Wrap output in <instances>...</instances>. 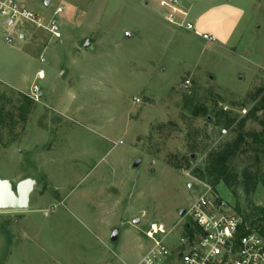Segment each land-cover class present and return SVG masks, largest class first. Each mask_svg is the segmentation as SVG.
Masks as SVG:
<instances>
[{"label": "rangeland", "instance_id": "rangeland-1", "mask_svg": "<svg viewBox=\"0 0 264 264\" xmlns=\"http://www.w3.org/2000/svg\"><path fill=\"white\" fill-rule=\"evenodd\" d=\"M45 1L26 4L45 18L64 8L60 39L28 24L9 43L0 20V177L14 188L36 182L28 210L0 212V264H139L153 244L150 222L177 224L201 193L194 170L236 135L216 113L238 121L258 105L264 0H212L200 18L219 33L215 42L170 23L166 0ZM34 84L39 101L24 121L20 94ZM200 105L210 120L192 116ZM257 116L246 130H263L264 111ZM194 137L203 152L190 150ZM191 153L189 167L169 163ZM255 155L235 163L259 174L255 189L217 186L246 218L264 207V155Z\"/></svg>", "mask_w": 264, "mask_h": 264}, {"label": "built area", "instance_id": "built-area-1", "mask_svg": "<svg viewBox=\"0 0 264 264\" xmlns=\"http://www.w3.org/2000/svg\"><path fill=\"white\" fill-rule=\"evenodd\" d=\"M189 1L166 0V19L206 41L215 42V35L198 30L190 21V8L185 6ZM63 13L64 8L59 6L51 17L45 18L31 10L26 0H0V20L9 43L15 41L16 35L21 36L20 27L28 24L48 31L54 39H60V16ZM45 77V71L40 69L37 78ZM189 86L190 81L187 80L186 88ZM40 92L41 87L34 84L28 95L39 101ZM200 186L199 197L180 216L177 224L169 226L162 221L150 222L145 234L153 244L139 264H264V236L261 232L250 228L217 187L203 180ZM187 215L188 221L185 220ZM181 226L184 233L175 239V232Z\"/></svg>", "mask_w": 264, "mask_h": 264}, {"label": "trees", "instance_id": "trees-1", "mask_svg": "<svg viewBox=\"0 0 264 264\" xmlns=\"http://www.w3.org/2000/svg\"><path fill=\"white\" fill-rule=\"evenodd\" d=\"M25 101L19 106V117L22 120H26L27 115L31 112V106L35 103V100L27 94H20ZM259 102L258 105L253 108L248 115L240 118L232 117L231 113L221 109L216 113V124L221 127L230 128L236 124V135L211 149L206 158L204 165L194 170V174L201 180L211 183L217 187L219 184L236 188L242 182H245L246 187H253L254 189L259 185V174H253L252 166H247L241 171L237 170L235 165L236 161L243 156L255 153V158L258 159L260 154L264 155V128L260 132L256 130H246V125L249 119H258V111H264V88H261L258 92ZM5 106L0 107V125L5 124ZM192 116L194 117H206L209 118V109L204 106H196L192 110ZM264 127V119H259ZM237 122V123H236ZM165 127V125H162ZM160 126V127H162ZM198 137V134L196 135ZM197 137L193 138V143L190 147L192 152H203L200 150L197 142ZM193 159V154H184L181 157L171 158L169 163L177 168H184L183 166H190V160ZM241 179V180H240ZM260 213L253 212L247 218L238 211V213L244 218L245 222L251 229H256L264 236V207L258 208Z\"/></svg>", "mask_w": 264, "mask_h": 264}, {"label": "water", "instance_id": "water-1", "mask_svg": "<svg viewBox=\"0 0 264 264\" xmlns=\"http://www.w3.org/2000/svg\"><path fill=\"white\" fill-rule=\"evenodd\" d=\"M45 3L49 5L51 0H46ZM130 36V33L127 34ZM85 48L92 46L90 40L85 42ZM195 155H193L194 157ZM142 159H139L134 166H138ZM36 182L27 178L21 181L17 188L15 189L13 183L9 179H3L0 177V212H16V211H26L30 206V196L34 189ZM193 184H190L192 187ZM186 213V209H181L179 214L183 216ZM135 223H140V219H136ZM119 238V230L116 229L112 235L111 240L113 242L117 241Z\"/></svg>", "mask_w": 264, "mask_h": 264}, {"label": "crops", "instance_id": "crops-1", "mask_svg": "<svg viewBox=\"0 0 264 264\" xmlns=\"http://www.w3.org/2000/svg\"><path fill=\"white\" fill-rule=\"evenodd\" d=\"M198 0H191L189 2L185 3L186 7L190 8V21L192 23H194V25H197V29L202 31V32H206V33H212L213 35L216 36V38L218 37L219 33L217 32V30H215L214 28H209L206 25L203 24L202 19L200 18L202 15H204V12H208V10H210L209 8L211 6H209V3L212 0H201L200 2H198L199 4H197ZM232 0H223V7L225 6H229V4H231ZM195 13V15H194ZM192 15L194 17H192ZM194 18V19H193Z\"/></svg>", "mask_w": 264, "mask_h": 264}, {"label": "flooded vegetation", "instance_id": "flooded-vegetation-1", "mask_svg": "<svg viewBox=\"0 0 264 264\" xmlns=\"http://www.w3.org/2000/svg\"><path fill=\"white\" fill-rule=\"evenodd\" d=\"M16 189V188H15Z\"/></svg>", "mask_w": 264, "mask_h": 264}]
</instances>
